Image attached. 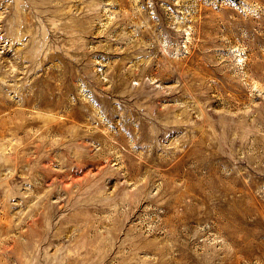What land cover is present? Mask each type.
Wrapping results in <instances>:
<instances>
[{
	"label": "rangeland",
	"instance_id": "1",
	"mask_svg": "<svg viewBox=\"0 0 264 264\" xmlns=\"http://www.w3.org/2000/svg\"><path fill=\"white\" fill-rule=\"evenodd\" d=\"M0 264H264V0H0Z\"/></svg>",
	"mask_w": 264,
	"mask_h": 264
}]
</instances>
